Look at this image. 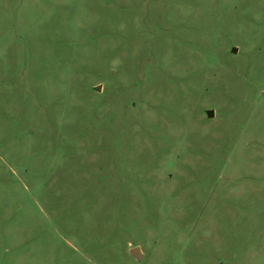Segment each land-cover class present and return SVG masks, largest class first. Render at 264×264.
Instances as JSON below:
<instances>
[{"label": "rangeland", "instance_id": "obj_1", "mask_svg": "<svg viewBox=\"0 0 264 264\" xmlns=\"http://www.w3.org/2000/svg\"><path fill=\"white\" fill-rule=\"evenodd\" d=\"M0 264H264V0H0Z\"/></svg>", "mask_w": 264, "mask_h": 264}, {"label": "water", "instance_id": "obj_2", "mask_svg": "<svg viewBox=\"0 0 264 264\" xmlns=\"http://www.w3.org/2000/svg\"><path fill=\"white\" fill-rule=\"evenodd\" d=\"M232 52H233V53H236V49H233ZM95 90L98 91V90H99V87H97ZM207 114L209 115V113H207ZM130 255H131V257H133L136 261H140L141 258H142V255H141V253H140V251H139L138 248H133V249H131V250H130Z\"/></svg>", "mask_w": 264, "mask_h": 264}]
</instances>
